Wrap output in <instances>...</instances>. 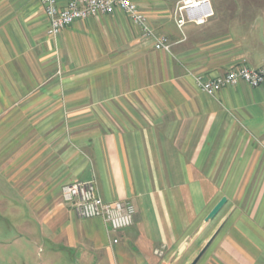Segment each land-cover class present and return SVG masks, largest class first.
Listing matches in <instances>:
<instances>
[{"label": "crops", "instance_id": "1", "mask_svg": "<svg viewBox=\"0 0 264 264\" xmlns=\"http://www.w3.org/2000/svg\"><path fill=\"white\" fill-rule=\"evenodd\" d=\"M132 1L168 51L119 11L52 37L41 0H0V205L41 264H165L210 225L199 215L219 165L264 158V83L209 95L194 80L264 65V0H209L213 15L182 28L180 0ZM92 179L103 200L134 205L131 226L62 201L61 185Z\"/></svg>", "mask_w": 264, "mask_h": 264}, {"label": "rangeland", "instance_id": "2", "mask_svg": "<svg viewBox=\"0 0 264 264\" xmlns=\"http://www.w3.org/2000/svg\"><path fill=\"white\" fill-rule=\"evenodd\" d=\"M232 158L245 157L235 155ZM252 158L255 159L252 162H223L219 166L225 177L206 180L209 194L199 218L205 215V221L211 223L200 234L193 233L191 227L189 234L179 236L173 244L174 254L165 264H189L220 227L216 239L197 264H259L257 255L264 247V158L261 155ZM223 196L227 202L213 218L206 220L211 207ZM6 211L7 206L0 205V264H41L36 244L30 243L29 249H22L13 241L20 229L13 228L12 221L4 219ZM179 245L187 248L179 252ZM52 262L60 264L59 260Z\"/></svg>", "mask_w": 264, "mask_h": 264}, {"label": "built area", "instance_id": "3", "mask_svg": "<svg viewBox=\"0 0 264 264\" xmlns=\"http://www.w3.org/2000/svg\"><path fill=\"white\" fill-rule=\"evenodd\" d=\"M42 4L48 19L49 36H57L76 20L119 11L140 29L142 37L153 41L155 49L169 50L170 45L166 37L158 36L154 32L144 12L132 0H65L64 4H60L59 0H42ZM212 15L209 0H180L173 10V19L178 28H182L186 23L203 24ZM194 80L197 87L209 95H215L222 88L238 82L257 87L264 83V65L253 68L242 64L215 77L197 74ZM60 195L62 201L68 204L80 219L101 218L113 231L133 224L134 205L127 200H103L93 179L65 183L60 187Z\"/></svg>", "mask_w": 264, "mask_h": 264}, {"label": "water", "instance_id": "4", "mask_svg": "<svg viewBox=\"0 0 264 264\" xmlns=\"http://www.w3.org/2000/svg\"><path fill=\"white\" fill-rule=\"evenodd\" d=\"M226 201H227V198L225 196L221 197L217 201V203L212 207L210 212L208 213V215L206 217V220H208L210 218H213L220 211V209L224 206ZM217 232H218V230L208 239V241L204 244V246L201 248V250L198 252V254L190 261L189 264H197L199 259L202 257V255L205 253V251L207 250L208 246L210 245V243L214 239V237L217 234Z\"/></svg>", "mask_w": 264, "mask_h": 264}]
</instances>
